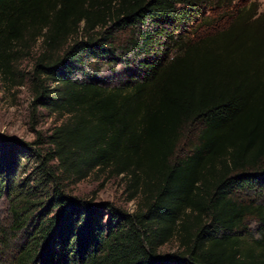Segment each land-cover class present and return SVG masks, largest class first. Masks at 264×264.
<instances>
[{
  "label": "trees",
  "instance_id": "obj_1",
  "mask_svg": "<svg viewBox=\"0 0 264 264\" xmlns=\"http://www.w3.org/2000/svg\"><path fill=\"white\" fill-rule=\"evenodd\" d=\"M219 4L238 7L231 0H0V68L10 74L41 40L30 77L34 104L68 116L42 155L41 179L57 182L39 204L35 182L26 190L15 183L19 164L6 160L14 143L0 140V199H11L13 231L28 235L17 264H264V15L248 25L256 3L237 8L226 30L182 44V55L162 67L151 62L166 25ZM88 59L125 65L128 80L114 88L75 81ZM52 160L79 180L99 169L127 177L139 209L67 194L48 172ZM35 205H42L36 220ZM173 240L177 251L161 255Z\"/></svg>",
  "mask_w": 264,
  "mask_h": 264
},
{
  "label": "rangeland",
  "instance_id": "obj_2",
  "mask_svg": "<svg viewBox=\"0 0 264 264\" xmlns=\"http://www.w3.org/2000/svg\"><path fill=\"white\" fill-rule=\"evenodd\" d=\"M231 1L232 6H238L239 10L247 9L256 3L255 14H247V17L251 18L247 21L248 25H252L264 15V0ZM218 6H212V8L210 6L203 13L196 14L193 19L182 20L174 25H166L165 27L170 33L157 38L158 42L154 43L151 62L154 61L162 67L176 55L181 54L179 46L182 44L190 41H201L214 36L217 32L226 30L232 20L236 18L238 11H236L237 8L233 10L230 7ZM211 9L212 11H210ZM122 39L124 40V37ZM172 41L176 42L177 45ZM39 52H41V40L34 47L32 56L12 65L10 74H5L0 68V140L5 139L14 143L15 149L12 151L14 156L8 154L6 160L7 162L15 160L19 164L18 171L13 175L16 184L25 183L24 190H26L32 186L31 182H35L33 186H36V197L32 200L38 202L37 204L44 202L46 197L49 198L48 195L52 194L51 188H53L51 184L57 182L54 178H51L54 182L41 179L44 174L41 167L42 155L52 151L50 137L55 129L68 118L67 115L64 116L56 112L54 108L47 109L34 104L35 94L30 77L34 57ZM84 64L80 67L79 72L72 75V78L79 82L94 81L108 88H114L125 83L131 70L126 69L123 64H109L93 59H88ZM5 170L11 171L9 168ZM49 171H51L52 176L63 182L62 186L67 194L81 200L93 202L96 205L110 203L130 214L136 212L142 203L140 195L134 200H130L128 178L113 176L109 169L95 170L85 179L79 180L75 175L69 177L63 172L59 162L52 160L48 167ZM41 181L43 184L39 185ZM21 199H28V196L24 193ZM258 200H262L261 197H258ZM11 206L12 202L9 196L6 195L0 199V264H17L22 247L28 244L26 230L13 231L15 228L13 227ZM41 206L35 205L29 210L30 215L34 214V220H36V211ZM103 216L104 221L107 222V213ZM33 222L30 221V230L33 229ZM249 230L253 238H259L261 228L257 223L251 222ZM177 249L178 243L173 240L164 245L159 253L168 256L175 253Z\"/></svg>",
  "mask_w": 264,
  "mask_h": 264
}]
</instances>
